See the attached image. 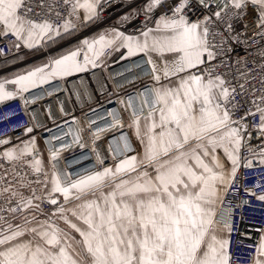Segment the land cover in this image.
Masks as SVG:
<instances>
[{
  "label": "snow or ice",
  "instance_id": "1",
  "mask_svg": "<svg viewBox=\"0 0 264 264\" xmlns=\"http://www.w3.org/2000/svg\"><path fill=\"white\" fill-rule=\"evenodd\" d=\"M113 2L0 0V106L16 104L0 119V264H264V219L240 228L245 208L264 217V0H144L88 35ZM123 63L147 73L139 111L105 78ZM97 71L128 151L110 159L105 130L73 115L45 152L54 129L36 128L28 97ZM69 135L92 154L75 177L56 147Z\"/></svg>",
  "mask_w": 264,
  "mask_h": 264
},
{
  "label": "built area",
  "instance_id": "2",
  "mask_svg": "<svg viewBox=\"0 0 264 264\" xmlns=\"http://www.w3.org/2000/svg\"><path fill=\"white\" fill-rule=\"evenodd\" d=\"M142 4L143 3H139L138 7H140ZM132 8H133V1L132 0H114L113 4L106 9V12H105L106 18H105L104 24L100 25L99 27L111 25L119 16L130 12L132 10ZM95 27L98 28V26H95ZM133 27H135V24L129 26V31H131ZM5 51H7V49H5ZM125 64H128V63H123L122 65H114L113 67H111L110 69L107 70L106 76H110L109 73H111L112 70L119 69L121 66H123ZM128 65H129V68H131V67L135 68V65H133V64H128ZM118 73L120 76L118 75L116 77L117 79L119 77H121V78L124 77V75H126L130 72L128 71V69H124V70L118 71ZM136 73H137V75H133V76L126 78V79L125 78H123V79L119 78L118 80L115 79V81L110 84V89H112L114 92H120V93H123L126 90L131 91L132 92L131 103L133 105V109L139 110L137 102H135V100L133 99L134 98L133 96H136V86L140 85L143 82V80L147 79V73L144 71H137ZM96 74L97 75L95 76V79L92 77V83L94 84V87H96V84H98V80L103 84V79H102L101 73L99 71H97ZM121 74H123V75H121ZM88 76H90V75H88ZM79 80H84L86 82L87 87L86 86L83 87L82 84H85V82L84 83L78 82ZM77 82L78 83H74V85H75V88L78 89V92H79L80 88L82 91H83V88L85 89V91L90 89L89 83L86 81V78L83 75L80 76V78L77 80ZM77 85H78V87H77ZM63 87H64L63 85L55 84L53 87H46L45 91H37L34 96L30 95L28 98H29V100H35L39 94L44 95V93H49L51 91L52 92L56 91V92H61V93H68L67 91H63ZM67 88L69 89L70 93H74V91H73L74 87L73 88L71 87L70 80L67 83ZM145 95H147V93H145ZM87 97L88 98L86 100L89 101L88 100L89 97L93 98V94H91V95L88 94ZM98 97H101V104L106 105L107 108H110L112 110L110 117H109L108 112L104 108H101L100 105L96 103V98L94 101H91L87 105H88V108H90V106H94V107L99 108L100 110L96 114H89L88 116H85L84 112L87 111L88 109L82 110L83 108H81V109L76 108V107H78V105H77L76 100H74V98H73V101L72 100L71 101H72L73 107L75 106L74 107L75 109L71 108L69 106V103H68L67 105L69 106L68 108L70 110L69 111L70 113L66 114L64 116H60V118H58L55 121L59 122V123H63V121L65 119H70L74 115L84 125L90 124L91 119L95 120L98 125H100V124L105 125L106 122H111V120L113 119L114 116H118L117 107L113 104H108L107 100L104 99L103 95H98ZM111 99L115 100L116 97L113 96V97H111ZM63 100L65 102H68V101L70 102L69 99H67V100L63 99ZM125 102L126 103L128 102L127 97H125ZM14 110H16V104L15 103L6 104L5 106H0V119L3 118L5 113H9V112H12ZM101 112H104L105 117L102 118L100 116ZM28 115H29V117L34 118L33 123L35 124V126L38 130L42 129L45 125L54 129V131L51 135H49L47 132H45L44 137L39 139V141H38L40 148L43 149L45 152H47L52 147L50 140L54 139L55 137H63L66 132L71 134L73 132L74 127H75L72 124H68V125L64 126L61 130H57L56 125L53 122H47L45 120V117L47 116V112L45 110L39 109V107H31L29 109ZM125 118L126 119L128 118L127 115ZM98 120H99V123H98ZM24 122H25V117L19 116L16 119L12 120L10 122V124H16V123L23 124ZM9 126L10 125L0 123V134H3L8 129ZM111 128L109 131L105 130L102 133V138L100 141H98V144H101L103 142V140L107 136H109L110 134L116 133L117 130H120L119 128H116L115 130H113ZM126 128L127 127H125V129L121 132L122 134L128 133L129 130ZM91 131L97 132V127L94 126L91 129ZM58 132H61V133L56 135V136H53V134H56ZM121 133L113 134L111 137H108L106 140H110L111 138H116L117 136H120ZM9 134L11 135L12 133H9ZM16 134H19V133H16ZM85 138L87 139V133H85ZM126 141L129 144L128 136H126ZM65 146H68V150L64 153L66 160H65V163L63 164V167H65L69 170H72L73 168L78 167L79 172H73L74 177L76 175L83 174L85 172L92 170V167L89 164V162L92 159V154L90 152H87V151L83 152V154H82L81 149L77 145L74 144L72 135H69L68 138L64 140L63 145L59 144V143L56 144L57 148H61V147H65ZM92 146L93 145L91 144V141L88 140V147L91 148ZM101 150H102V153L107 154L106 149L103 148ZM118 150L122 153L123 150L127 151V147H126V145H124L122 143L121 146L118 147ZM112 155H114V153L111 154L110 159L113 158ZM114 159L119 160L120 158L119 159L114 158ZM81 165H87V167H84ZM249 175H251V174H249ZM252 182L253 181L251 179L248 181L249 184H251ZM243 211H244L245 221L243 224H240V228L242 231L250 233L252 227H254L261 219H264V217L259 215L257 212L252 211L251 209L245 208ZM235 223H239L238 218L235 221ZM234 251H235L236 255L240 257L241 261H243L245 259L246 251L241 250V248H239V247L235 248Z\"/></svg>",
  "mask_w": 264,
  "mask_h": 264
},
{
  "label": "bare ground",
  "instance_id": "3",
  "mask_svg": "<svg viewBox=\"0 0 264 264\" xmlns=\"http://www.w3.org/2000/svg\"><path fill=\"white\" fill-rule=\"evenodd\" d=\"M131 68H134V67H131ZM124 69H128V71H129V69H130L129 68V65L128 64H125V65L121 66L119 69H114V70L111 71V73H109L110 76H106L105 77L108 80V87L109 88H110V84L113 83L115 81V79H117L116 77L119 75L118 71H121V70H124ZM136 72L135 73H131L130 72V73L124 75V77H122V78L119 77V78L120 79L129 78V77H131L133 75H137ZM96 75L97 74L90 75V76H87L86 77V81L88 83L90 82V89L87 90V91H85L84 88H83V91H82L81 88L79 87L80 90L78 92V89L75 88L74 83H78V82H83L84 83L85 82L84 80H79L77 82V80L80 78L79 77V78L70 79V85H71L72 88L74 87V90H73L74 93H70L69 89L67 88V92L68 93H61V92H56V91H53L52 92L51 91L49 93H44V95L43 94H39L37 96V98L35 99V101H36L37 104L40 105L39 106V109L45 110L47 112V116L45 117V120L47 122H53V121L57 120L58 118H60V116H64L66 114H69L70 113L69 112L70 110H69L68 107L69 106L71 108H74L75 107V106L73 107V105H72L73 98H74V100H76L77 105H78V107H76V108H79V109L83 108L82 110L89 109L87 104H89L91 101H94L95 98L98 97V95H102L104 93V91H105L104 84H102L99 80H98V84L95 83L96 84V87H94V84L92 83V77L95 79V76ZM82 86L85 87L86 86V82H85V84H82ZM66 87H67V85H66ZM77 87H78V85H77ZM93 92L95 93V95H93V98L92 97H89V99H88L89 101H87L86 99L88 98L87 97L88 94L91 95V94H93ZM69 93L71 94V97L70 98H69ZM49 94H51V95H49ZM133 97H134L133 99L135 100V102H137L136 96H133ZM63 99H66V100L69 99L70 102L69 101L68 102H65ZM68 103H69V106L67 105ZM61 108H63V113H61V111H60ZM136 111H139V110H136ZM49 112L51 113V118H48ZM100 116L102 118L105 117L104 112H101L100 113ZM116 119H118V116H114L113 119L111 120V122H106L105 125H103V124L98 125L96 123L95 126L97 127V132L100 131L101 129L108 130L109 131L110 128H111L112 121L113 120H116ZM90 121L92 122V121H95V120H92L91 119ZM98 123H99V120H98ZM111 129L115 130L116 128H111ZM60 133L61 132H58L56 134H53V136H56V135H58Z\"/></svg>",
  "mask_w": 264,
  "mask_h": 264
},
{
  "label": "rangeland",
  "instance_id": "4",
  "mask_svg": "<svg viewBox=\"0 0 264 264\" xmlns=\"http://www.w3.org/2000/svg\"><path fill=\"white\" fill-rule=\"evenodd\" d=\"M125 129V128H124ZM122 131L121 130H117V132L116 133H113V134H117V133H121ZM113 134H110L109 136H107L104 140H103V142L101 143V144H99V147H100V149H103V147H104V149H106L107 151L108 150H110V152H111V154H113L114 153V155H112L113 156V158H122V156L127 152V151H125V150H123V152L121 153L119 150H118V147L119 146H121V142L119 143V139L120 140H122V142H123V144L124 145H127V141H126V135H125V133H124V135H120V137L119 136H117L116 138H111L112 139V141H113V143H114V146H112V145H110L109 143H106V139L108 138V137H111ZM110 139V140H111ZM108 144V145H107ZM106 145V146H105ZM112 147H114L115 149H112ZM127 147V146H126ZM128 150V149H127Z\"/></svg>",
  "mask_w": 264,
  "mask_h": 264
},
{
  "label": "crops",
  "instance_id": "5",
  "mask_svg": "<svg viewBox=\"0 0 264 264\" xmlns=\"http://www.w3.org/2000/svg\"><path fill=\"white\" fill-rule=\"evenodd\" d=\"M133 1V7H138V5H139V3H143L144 2V0H132ZM107 26V25H106ZM102 27H104V26H102ZM102 27H99L98 26V28H96L95 26H93V30H90L89 32H88V35H92L93 34V31H96V32H98V31H100L101 29H102ZM38 59V57H30V62H36V60ZM127 129V128H126ZM120 135H124V133L122 134H120ZM126 136H128V133L127 134H125ZM120 137V136H119ZM129 138V137H128ZM119 141V143L121 142V144L123 143L122 142V140H118ZM106 143H109L110 145H112V146H114V143H113V141H112V139L111 140H106ZM108 145V144H107ZM106 146V145H105ZM127 149H128V143H127ZM104 148V147H103ZM112 149H115L114 147H112ZM128 151V150H127ZM130 154V153H129Z\"/></svg>",
  "mask_w": 264,
  "mask_h": 264
}]
</instances>
